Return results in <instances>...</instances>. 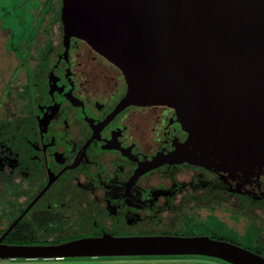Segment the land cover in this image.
I'll return each mask as SVG.
<instances>
[{
	"label": "flooded vegetation",
	"instance_id": "obj_1",
	"mask_svg": "<svg viewBox=\"0 0 264 264\" xmlns=\"http://www.w3.org/2000/svg\"><path fill=\"white\" fill-rule=\"evenodd\" d=\"M34 51L0 78V245L206 237L264 258V166L173 163L172 112L122 106L117 70L61 25Z\"/></svg>",
	"mask_w": 264,
	"mask_h": 264
},
{
	"label": "water",
	"instance_id": "obj_2",
	"mask_svg": "<svg viewBox=\"0 0 264 264\" xmlns=\"http://www.w3.org/2000/svg\"><path fill=\"white\" fill-rule=\"evenodd\" d=\"M60 25L64 46L81 42L117 70L122 106L172 112L186 140L171 162L264 166V0H61ZM169 256L264 264L206 237L0 245V260Z\"/></svg>",
	"mask_w": 264,
	"mask_h": 264
},
{
	"label": "trees",
	"instance_id": "obj_3",
	"mask_svg": "<svg viewBox=\"0 0 264 264\" xmlns=\"http://www.w3.org/2000/svg\"><path fill=\"white\" fill-rule=\"evenodd\" d=\"M18 1L19 5H14L10 0H0V78H8L12 71L18 69L20 63L35 53L36 47L42 46L48 38L56 36L57 27L60 31L61 0ZM16 7L20 9L18 23L21 26H25L27 16L31 20L28 38L15 34L8 25V18L15 20L14 12L18 10Z\"/></svg>",
	"mask_w": 264,
	"mask_h": 264
},
{
	"label": "rangeland",
	"instance_id": "obj_4",
	"mask_svg": "<svg viewBox=\"0 0 264 264\" xmlns=\"http://www.w3.org/2000/svg\"><path fill=\"white\" fill-rule=\"evenodd\" d=\"M14 1L10 0V3H13ZM14 5H19V1H15ZM17 8V7H16ZM28 8V6H27ZM18 9V8H17ZM15 20H12L8 18V25L10 28L14 31L15 34L19 35L20 37H27L29 33L31 32L30 30V22L31 20L28 19L27 16V22L25 23V26H21L19 22L20 19V9L14 12ZM4 20L6 19L3 18ZM14 19V18H13ZM32 28V27H31ZM28 38V37H27ZM31 38V37H29ZM1 65V63H0ZM186 261V262H203L207 264H226L224 262L218 261L216 259L212 258H207V257H124V258H108V259H96V260H91L89 258H84V259H69L63 262H48V264H125V263H145V262H150V261H158V262H163V261ZM18 261V260H17ZM23 259H20L19 262H23Z\"/></svg>",
	"mask_w": 264,
	"mask_h": 264
},
{
	"label": "crops",
	"instance_id": "obj_5",
	"mask_svg": "<svg viewBox=\"0 0 264 264\" xmlns=\"http://www.w3.org/2000/svg\"><path fill=\"white\" fill-rule=\"evenodd\" d=\"M190 262H186V261H163V262H158V261H150V262H145V263H137V264H188ZM200 264H207V263H203V262H197ZM0 264H37L34 262H30L27 260H24L23 262H19V260H0ZM125 264H133V263H125Z\"/></svg>",
	"mask_w": 264,
	"mask_h": 264
},
{
	"label": "built area",
	"instance_id": "obj_6",
	"mask_svg": "<svg viewBox=\"0 0 264 264\" xmlns=\"http://www.w3.org/2000/svg\"><path fill=\"white\" fill-rule=\"evenodd\" d=\"M133 264H136V263H133ZM188 264H200V263H197V262H190Z\"/></svg>",
	"mask_w": 264,
	"mask_h": 264
}]
</instances>
